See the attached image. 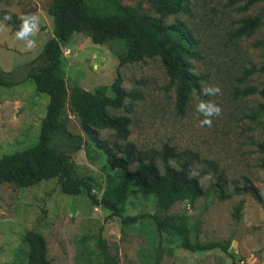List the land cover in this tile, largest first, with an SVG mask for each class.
Segmentation results:
<instances>
[{"label": "rangeland", "instance_id": "374dc122", "mask_svg": "<svg viewBox=\"0 0 264 264\" xmlns=\"http://www.w3.org/2000/svg\"><path fill=\"white\" fill-rule=\"evenodd\" d=\"M125 6L161 17L147 0H120ZM52 0H0V68L13 72L12 80L23 81L34 60L53 36ZM188 13L165 18L166 24L183 22L199 39L198 57L190 60L191 71L200 86H218L220 93L203 95L193 91L183 115L176 107L177 86L166 74L160 57L120 66L124 53L120 42L95 45L89 31L75 34L63 49V68L70 91L79 84L87 91L110 86L118 75L128 97L121 110H110L131 120L128 139L114 130H100V137L119 157H127L128 144L135 147L130 170L155 160L161 174L163 152L174 151L170 160L181 169L185 163L191 177L197 178L206 194L195 204L178 202L170 214H183L199 222L195 239L200 242H230L240 264H264V0L244 10L229 0H187ZM34 14L38 31L32 37L36 46L27 49L28 37L16 39L12 26L4 22ZM15 16V17H14ZM261 16V25L251 34L235 38L241 21ZM31 23V21H30ZM257 71L245 77V73ZM10 79V78H9ZM253 89L255 94L239 96L238 91ZM212 101L221 108L211 127L201 126L205 117L196 110L201 101ZM49 96L36 91L32 80L7 88L0 85V158L26 149L38 141ZM68 130L82 136L83 145L68 153L78 179L89 181L101 197L106 188L102 167L106 155L94 148L80 125L78 114L66 105ZM157 178L140 174L132 182L125 206L126 216L153 214L157 209ZM244 202L242 217H233L235 207ZM41 236L40 250L35 237ZM102 238L118 264H149L148 256L158 244L154 226L142 221L123 227L119 218L92 204L86 194L64 195L57 180L19 188L0 184V264H95L97 241ZM162 264H233L221 251L203 254L180 248L177 240L167 239Z\"/></svg>", "mask_w": 264, "mask_h": 264}, {"label": "trees", "instance_id": "16d2710c", "mask_svg": "<svg viewBox=\"0 0 264 264\" xmlns=\"http://www.w3.org/2000/svg\"><path fill=\"white\" fill-rule=\"evenodd\" d=\"M147 1L161 17L150 16L140 12L138 8L125 6L120 0H52L49 13L53 18V36L46 42L41 53L26 64L30 70L25 79L12 80L13 72H5L0 68L1 86L10 88L32 80L38 93L49 96L38 141L26 149L0 158V184L10 183L19 188H28L55 179L62 194H86L93 205L107 211L110 217L119 218L123 227L149 221L154 226L158 239L157 246L148 256L149 264H162L164 243L168 238L177 240L180 248L190 253L221 251L232 259L233 264H240L237 254L230 250V242H200L195 239L199 228L198 221L187 215L169 213L176 203L188 202L193 205L206 194L199 180L189 175V163L186 162L181 169L173 167L170 160L175 156L174 151L166 146L163 152V174L154 159L139 166L132 173L130 163L135 155V147L128 144L127 157H119L113 153L109 142L101 139L99 131L106 129L114 130L125 141L130 136V118L110 113V110H121L128 97L121 75L110 86H100L94 91H87L79 84H74L68 90L62 62L63 49L75 34L89 31L95 45L107 42L123 44L125 51L119 56L120 66L160 57L167 76L177 86L178 114L185 113L191 93L201 90L200 78L192 73L190 64L191 59L198 57L197 48L200 42L183 22L166 24L164 20L168 16L188 13L187 0ZM260 2L262 0H229L231 6L240 4L244 10H249ZM4 22L12 26L15 33L21 23L16 18ZM261 22V16L243 19L234 37L251 34ZM257 45L264 48V41H259ZM255 71V68L249 70L245 77ZM258 72L264 74V65ZM237 93L245 97L255 94L256 91L246 89ZM259 95L264 99V87ZM67 103L78 114L88 141L106 155L102 172L107 182L101 197L94 193L93 185L89 181L76 177L69 159L68 153L79 151L83 142L82 136L74 135L68 130L65 118ZM259 150L264 155V142L259 145ZM140 174H151L157 178V209L153 214L126 216L125 206L132 182ZM243 208V201L235 207L233 217L236 220L241 219ZM34 241L35 250H40L41 236L36 235ZM97 249L95 264H118L102 238L97 241Z\"/></svg>", "mask_w": 264, "mask_h": 264}, {"label": "clouds", "instance_id": "9594fccd", "mask_svg": "<svg viewBox=\"0 0 264 264\" xmlns=\"http://www.w3.org/2000/svg\"><path fill=\"white\" fill-rule=\"evenodd\" d=\"M9 19H10L9 16L4 17L5 21ZM18 19L21 20V23L19 29L15 33L16 39L18 40L23 37H28V43L26 46L27 49L34 48L36 46V41L32 39V37L35 35L36 31H38L39 17L34 14H29L26 16L19 17ZM0 30L6 31L5 25L3 23H0ZM201 91L205 96H212L219 94L221 90L218 86H208V87H202ZM196 110L205 117V119L200 121L201 126L207 125L211 127L212 125L211 117L219 116L221 114V108L212 101L201 100L196 105Z\"/></svg>", "mask_w": 264, "mask_h": 264}]
</instances>
